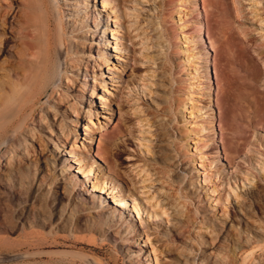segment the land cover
Returning <instances> with one entry per match:
<instances>
[{
	"label": "rangeland",
	"instance_id": "obj_1",
	"mask_svg": "<svg viewBox=\"0 0 264 264\" xmlns=\"http://www.w3.org/2000/svg\"><path fill=\"white\" fill-rule=\"evenodd\" d=\"M12 1L20 16V30H13L18 38L4 42L0 36V45L6 44L17 56L26 53L27 45L36 61L40 46L45 50L47 39L55 42L50 16L57 19L56 6L52 3V12L49 0ZM88 3L101 11L104 20L110 16L108 45L100 71L92 66L88 72L96 84L103 78V84L95 87L96 99L85 95L89 105L83 107L90 110L89 121L82 115L70 117L79 121L73 154L61 158L54 143L47 141L45 125L33 124L43 119V101L52 89L37 95L43 85L40 81L12 109L17 117L0 123V146L7 150L3 155L8 161L15 159L17 144L24 143L20 132L30 128L36 148L44 150L41 158L32 157L27 166L23 155H18L16 168L7 165L12 176L0 175V264H136L131 250L139 254L141 264H250L257 257L263 261L264 247L253 246L254 240L264 246V0H120L114 10L120 15L116 25L111 10L102 12L101 0ZM39 19L43 27L38 32ZM97 43L93 39L92 46L82 47L85 58L97 57ZM55 49L62 59L64 44ZM203 49L212 72L210 99L205 98ZM52 50L45 54L48 67ZM8 56H0V91L4 82L13 80ZM32 66L30 73L37 70L35 63ZM168 77L172 87L165 95L162 85ZM70 86L78 87L75 82ZM40 99L42 104L33 108L32 116L14 134ZM209 111L213 135L207 129ZM164 116L170 120L168 132L174 145L168 150L157 147L161 132L156 121ZM64 120L63 127L69 129V120ZM107 143L113 145L112 154L105 155L121 181L94 157L103 154ZM225 151L233 155L231 166L223 160ZM68 162V173L77 180L84 178L76 173L77 164H90L86 191H91V179L104 174L107 188L114 187L112 193L123 191L130 196L124 217L135 225L138 240L124 225L110 228L89 205L75 200L81 187L77 181L63 182L61 169ZM190 175L196 187L192 195L185 192ZM87 193L84 197L89 198ZM103 197L106 207L112 208L111 195ZM149 207L151 213L163 207L166 214L148 218L143 209ZM210 239L216 240L214 245ZM129 241L132 246L126 245ZM211 249L221 253L209 255ZM251 250L253 257L244 261Z\"/></svg>",
	"mask_w": 264,
	"mask_h": 264
},
{
	"label": "bare ground",
	"instance_id": "obj_2",
	"mask_svg": "<svg viewBox=\"0 0 264 264\" xmlns=\"http://www.w3.org/2000/svg\"><path fill=\"white\" fill-rule=\"evenodd\" d=\"M90 1H93V3H95V4L97 3V0H49V5L51 6L50 10L52 11V9L54 8L52 6V3L55 4L57 15H58L57 19H55L53 15L49 14V16L51 15L50 18H52L54 21L55 37L57 39V43H56V39H55V42H53V44L50 43L51 38L47 39V44L45 43L47 45V47L45 48V50H43L42 46H40L38 57L36 58V61L34 60L35 62L31 59L33 54L28 51L29 48L27 47V45L25 46L26 53H21L20 56H17L16 54L12 55L10 53V49H12V48H9V46L6 48V44L4 46V43H2L3 47H4L3 50L1 49L2 44L0 45V56L3 54L9 55L8 59L10 61L8 60V63H9L8 65L10 67L9 74H11V76H9V78L10 77L13 78V80H8L7 82H4L2 84V91H0V123L7 122V121L11 120L13 117L14 118L17 117L16 115L14 116L12 114V109L14 108V106H16V104H18L19 101H22V100L27 98L28 92H31V90L36 86L35 83H37L38 81H40V83L41 82L43 83V85H42L41 89L39 90V92L37 93V95L40 94L43 90L44 91L50 90L52 87V89L50 90L51 93H49V96L44 101H43V99H40L37 103H35L29 109V111L26 114L25 119L14 130V134L22 127V125L26 122V120L30 116H32L33 108L35 106L39 107L43 101L42 107H43V109H45V112H44L45 115H44L43 119L38 118L39 121L37 123H33L34 121L32 123L39 125V126L45 125V128H47V133L50 136V138H48L47 141H48V143H52V144L54 143V146L56 147V153L58 155H60L61 158H64V155L66 153H67L66 155L73 154L72 153V151H73L72 146L74 145V141L76 139L74 128L79 127V121L78 120H71L70 117H75L78 119V116L82 115L81 118L84 117L85 121L87 119L89 121V119L91 117L90 110L86 107H83L84 103L86 105H89V101L85 99V95L91 97L92 99H96L97 97L96 98L93 97V94L95 93L94 92L95 87H96V85L100 86L103 84V78L101 79L99 84H96L94 82L93 78L89 79V77H91V76H89L88 72L93 71L94 67H92V66H95L99 70L100 64H102L101 58H102V56L105 55V51H106L107 45H108V40L106 39L105 35H106L107 29H108L107 28V20L110 16L107 15L106 16L107 20H104V18H103L104 16L101 15V11H99L96 8V6H94V5L90 6L89 5L88 2H90ZM192 1H194L196 3L198 0H192ZM119 2H120V0H101V7L103 9L102 12H104L105 9L111 10L112 13H114L111 21L115 25L118 24L120 21L119 20V16H120L119 11L114 12V10H116L119 7ZM49 5H47V6H49ZM196 15L199 18L198 20H200L201 19L200 18L201 11H200V8H198V7L196 9ZM19 18H20L19 11L17 10V8L14 5L12 0H0V36L3 38L4 42H7V40H13V41L17 40L16 38H18V37H15L13 35V30H15V31L20 30V19ZM41 19H39V21H38V25H39V27H37L38 32L41 30V27H43V22ZM51 22H52V20H51ZM32 23H34V22H32ZM198 24H199V28L201 30L200 32L203 35L202 24H201V22H199ZM50 29H51V27H50ZM56 31H57V34H56ZM52 32H54V31H52ZM90 32H91V34H90ZM50 34H52V33H50ZM111 34H112V36L116 35V31L115 32L112 31ZM27 36L23 35V38H27ZM43 36H44V34H43ZM201 38H204V37H201ZM93 39L98 40V43L95 45V47L97 48V53H96L97 57L94 58L93 56L90 55L88 58L87 57L85 58L83 56L82 47H84V45L86 43L88 46H92ZM88 40H90V41L88 42ZM54 43H55V47L57 45L61 46L62 44H64V47L66 49H65V53H64V56L62 59H60L59 53L57 52V50L54 47ZM16 44H17V42H16ZM115 44L122 45L124 43H122V41H115ZM183 45L185 48L187 47L186 44H183ZM10 47H12V46H10ZM50 49H53L52 53H53L54 57H53V62L51 64H48V65H50V67H48V66H46L47 58L45 59V54L48 53ZM112 49L121 50V49H123V46H121V47L120 46H113ZM12 53H15V52H12ZM200 54L202 57L201 59H203V63H202L203 65L202 66L204 68V76H205V79L203 81L205 83V93H207V97H205V98L210 99L209 96L214 95L212 88H211L212 72H210V69H209L210 65H209V62L207 61V52L203 49L200 51ZM39 55H41V56L39 57ZM15 58L17 61L15 60ZM12 62H15V63H12ZM34 63H35V67L37 70H35V71L32 70V72L30 73L29 70L31 69V67L33 68L32 65ZM5 66H7V65H5ZM88 66L90 68H88ZM160 81H162V80H160ZM64 82H65V84H64ZM74 82H75V84H77L78 87L70 86V83L73 85ZM164 82H165V85H162V83H161L162 90H163L162 92H163V94L166 95V93H170V88L172 87V84L170 82L169 77H168V79H164ZM7 86H8V89H7ZM73 92H75V93H73ZM47 93H48V91H47ZM47 93L45 94V96L47 95ZM35 95H33V97ZM168 95H170V94H168ZM16 112H17V110H16ZM208 116L210 119V123H209V125H207V129H209V131L213 135L214 130L212 128V124H213L212 123V121H213L212 111H209ZM64 119L69 120L68 121V125L70 126L69 129L67 127L66 128L63 127V123L65 124ZM169 121L170 120L166 116H164L160 120L156 121V124L160 130L159 132H161L160 136L157 137V147H159V149H165V150L167 149L168 150V149H170V147L174 146L172 141H171L172 135L168 132ZM198 128L203 129V127H201V126ZM30 129H29V131L27 130L25 132L24 131L20 132L19 135L22 136L21 137L23 140L22 142H24V143H18L17 142L19 144V145L17 144V147L15 149V153L17 154L16 155L17 157L15 156V159H13V158H12V160L10 159L11 160V161L9 160L10 162L3 155L5 152L4 151L5 148L3 149L4 145L2 147L0 146L1 147L0 148V168H3V169H0V175L6 176V177L12 176V174L10 172L8 173L7 167H9V166H7V165H10L11 168L12 167L16 168L18 166V164H20V161L17 160L18 155H23L22 156V160H23L22 162H23V164H25V166H27L29 164L28 161L32 160L31 159L32 157L35 156L34 159L37 158V156H39L41 158L42 155L44 154V150H42V148H41L43 146L39 147V150L36 148V146H35L36 144H34L35 140L33 138L32 129H31V131H30ZM82 129H83V131H86L88 128L85 127V125H83ZM101 143L102 142L99 141L98 145H100ZM111 146H113V145H111L110 143L105 144L104 150L102 151L103 154L96 153V154H94V157L97 158V160L99 162L106 165L108 168V172L110 174H114V176H115L116 175V172L114 171L115 169H113L112 165L108 161L109 160L108 157L105 155L106 153L108 154V152L111 153V150H112ZM232 147L237 148V142L232 144ZM156 152H157V150H156ZM5 155H7V154H5ZM9 158H10V155H9ZM79 159L80 158H74L73 157L72 160L78 161ZM223 160L225 162H227L229 166H231V163L233 161L232 153L225 151V153L223 154ZM64 161L66 162V160H64ZM172 161H174V160L171 159L170 165L174 166L175 163ZM43 162H44V160H43ZM8 163H10V164H8ZM176 165H178V164H176ZM89 166H90V164H85V163H81V164L78 163L77 164L76 173L77 174L79 173L82 177H84L83 180H77L76 176H74V174L71 175L70 173H68L70 171V168H71L70 162H68L66 164V166L63 167L64 169H61V171L64 172L63 182H65V181L66 182L77 181L76 185L81 187V190L79 193L75 194V200L82 202L85 206L89 205L93 209V211L97 214V216H99L100 218H103L106 222H108V225L110 226V228H112V229L114 227L119 228V227H122L124 225L127 228V233L128 232L129 233L131 232V234L135 233V236L137 237V240H138L139 234H137V231L135 229V225L126 221V218L124 217V208L126 207L125 201L130 196H128V194H126V193H123V191H121V192L119 191L116 194L112 193V191L114 190L113 186H116V185L113 184L112 190H109L110 187L107 188V186H106L107 185L106 179H103L104 174H102L98 178L91 179V183L89 186V188H91V191H89V190L86 191L84 179H86L88 176V173H90L89 172L90 168H88ZM52 167H53V165H52ZM263 167L264 166H261V170H263ZM116 178H117L116 180L121 181L119 179L118 175H116ZM175 178H176V175H175ZM246 179H248V178H246ZM88 180L89 179H87V181ZM112 183H114V182H111V184ZM176 190H177V188H176ZM195 190H196L195 181L192 178V176L190 175V179L187 181V191H185V192L192 195L195 192ZM128 192H130L129 189H128ZM86 193H87V195H89V198L84 197V196H86V195H84ZM92 193H97L98 196H96V195L94 196V195H92ZM106 195H111V198H112L111 202L114 204L112 208L106 207V204H105L106 200L103 197ZM153 207L155 208V207H157V205H155ZM134 209L136 210L135 212L138 214L139 210L136 209L135 206H134ZM149 209H150V207L148 209H146V208L143 209L144 212L146 211V215L148 216V218H150V217L151 218H157L159 216L166 214L165 213L166 210L164 211L163 207L160 208L158 211L157 210L153 211L152 213L149 211ZM1 217H3V216H1ZM177 218H179V217H176V219ZM174 219H175V215H173V220ZM201 220H202V223L206 222V221H204L205 220L204 216L201 218ZM195 223H197V222H195ZM156 229H158V228L155 227L154 230H156ZM111 234H112V232H111ZM152 234H153V232H152ZM112 235L114 237V234H112ZM148 236H150V234L147 235V238H148ZM130 242L131 241H129L126 245L132 246L133 244H132V242L131 243ZM209 242H211L210 243L211 245H214V242H216V240L210 239ZM254 244H255V246H253V247L255 249L259 248V247H264V246H261L262 244L259 241L256 242L254 240ZM216 249H211L212 251H208V252H210L209 255L214 256L213 254H220L221 253L220 251H215ZM254 252L255 251H252V250L248 251L244 257V261L248 257L249 258L253 257ZM138 253H140V252H138ZM129 255H130L131 259H134V262L136 264H141V263H139V260H140L139 254H137L136 252L131 250L129 252ZM195 261H196V258H193L192 262L195 263ZM263 261L258 259V257H257V258H253L250 261V264H261ZM146 263L148 264V261H146Z\"/></svg>",
	"mask_w": 264,
	"mask_h": 264
}]
</instances>
